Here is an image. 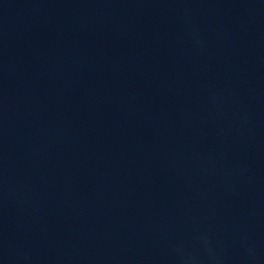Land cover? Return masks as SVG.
Instances as JSON below:
<instances>
[{
    "label": "water",
    "instance_id": "1",
    "mask_svg": "<svg viewBox=\"0 0 264 264\" xmlns=\"http://www.w3.org/2000/svg\"><path fill=\"white\" fill-rule=\"evenodd\" d=\"M0 264H264V0H0Z\"/></svg>",
    "mask_w": 264,
    "mask_h": 264
}]
</instances>
